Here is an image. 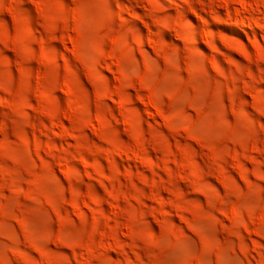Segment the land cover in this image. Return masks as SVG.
Segmentation results:
<instances>
[{
  "label": "rangeland",
  "instance_id": "374dc122",
  "mask_svg": "<svg viewBox=\"0 0 264 264\" xmlns=\"http://www.w3.org/2000/svg\"><path fill=\"white\" fill-rule=\"evenodd\" d=\"M0 264H264V0H0Z\"/></svg>",
  "mask_w": 264,
  "mask_h": 264
},
{
  "label": "bare ground",
  "instance_id": "6f19581e",
  "mask_svg": "<svg viewBox=\"0 0 264 264\" xmlns=\"http://www.w3.org/2000/svg\"><path fill=\"white\" fill-rule=\"evenodd\" d=\"M239 25H244V23L240 22ZM33 157H34L35 160H39L40 159L37 154H34Z\"/></svg>",
  "mask_w": 264,
  "mask_h": 264
}]
</instances>
